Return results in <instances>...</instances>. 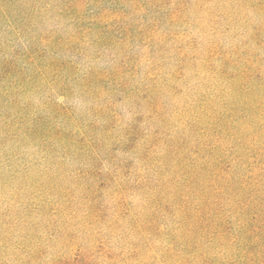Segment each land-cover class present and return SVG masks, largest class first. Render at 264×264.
Wrapping results in <instances>:
<instances>
[{
  "label": "rangeland",
  "instance_id": "1",
  "mask_svg": "<svg viewBox=\"0 0 264 264\" xmlns=\"http://www.w3.org/2000/svg\"><path fill=\"white\" fill-rule=\"evenodd\" d=\"M89 10L80 39L65 10L0 24V264L233 258L223 216L264 202V0Z\"/></svg>",
  "mask_w": 264,
  "mask_h": 264
},
{
  "label": "trees",
  "instance_id": "2",
  "mask_svg": "<svg viewBox=\"0 0 264 264\" xmlns=\"http://www.w3.org/2000/svg\"><path fill=\"white\" fill-rule=\"evenodd\" d=\"M118 1V0H117ZM139 1V0H136ZM66 9H64V7ZM91 6V0H0V24L2 22H8V26L17 24L21 15L22 19H25V15L29 14V18L32 16H40L42 19H46L53 14L55 10L59 12L65 10L66 14L74 16L75 26L77 27V34L72 36V39H80V36L85 34L86 21L89 18L97 17L96 14L90 15L89 12ZM70 8V9H69ZM100 17V16H99ZM28 19V18H27ZM96 23H91L88 28L89 32L96 30ZM100 33V32H99ZM63 40L57 39L53 43L59 45ZM55 61L62 60L61 57H53ZM255 62L251 63L250 69H253ZM69 74L75 73L73 68L69 69ZM70 76V75H69ZM87 79L81 78L80 81L75 82L67 81V84L63 85L65 92L72 91L77 86H82ZM257 90V97L264 101V81L254 86ZM259 196L251 199L248 204L242 207H236V211L233 212V216H223V225L227 223L231 224L232 232L230 234L234 236V243L231 246L223 247L227 249L229 253L233 252V258H223V262H213L210 264H264V202L259 201ZM234 217V218H233ZM236 221V227L235 223ZM199 254V253H198ZM197 254V255H198ZM195 254V256H197ZM204 262H208L210 256H204ZM196 264H201L195 261ZM198 262V263H197Z\"/></svg>",
  "mask_w": 264,
  "mask_h": 264
}]
</instances>
